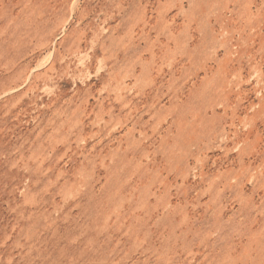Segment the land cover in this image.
<instances>
[{"label":"rangeland","instance_id":"1","mask_svg":"<svg viewBox=\"0 0 264 264\" xmlns=\"http://www.w3.org/2000/svg\"><path fill=\"white\" fill-rule=\"evenodd\" d=\"M0 264H264V0H0Z\"/></svg>","mask_w":264,"mask_h":264}]
</instances>
